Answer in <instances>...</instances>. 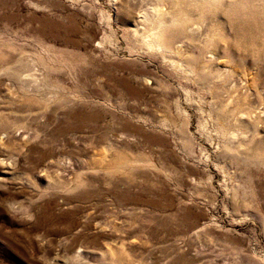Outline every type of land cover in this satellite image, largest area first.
Listing matches in <instances>:
<instances>
[{
    "label": "rangeland",
    "instance_id": "374dc122",
    "mask_svg": "<svg viewBox=\"0 0 264 264\" xmlns=\"http://www.w3.org/2000/svg\"><path fill=\"white\" fill-rule=\"evenodd\" d=\"M0 264H264V0H0Z\"/></svg>",
    "mask_w": 264,
    "mask_h": 264
},
{
    "label": "bare ground",
    "instance_id": "6f19581e",
    "mask_svg": "<svg viewBox=\"0 0 264 264\" xmlns=\"http://www.w3.org/2000/svg\"><path fill=\"white\" fill-rule=\"evenodd\" d=\"M48 216V215H47ZM69 216V215H68ZM62 219H65L66 220V224H65V229H68L70 227V225L74 224L75 221L73 220V217H68L65 215V216H61ZM59 219V218H56V220ZM60 222V221H59Z\"/></svg>",
    "mask_w": 264,
    "mask_h": 264
}]
</instances>
